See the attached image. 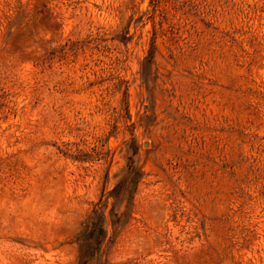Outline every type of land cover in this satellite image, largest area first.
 <instances>
[{
    "label": "rangeland",
    "instance_id": "rangeland-1",
    "mask_svg": "<svg viewBox=\"0 0 264 264\" xmlns=\"http://www.w3.org/2000/svg\"><path fill=\"white\" fill-rule=\"evenodd\" d=\"M0 264H264V0H0Z\"/></svg>",
    "mask_w": 264,
    "mask_h": 264
},
{
    "label": "trees",
    "instance_id": "trees-1",
    "mask_svg": "<svg viewBox=\"0 0 264 264\" xmlns=\"http://www.w3.org/2000/svg\"><path fill=\"white\" fill-rule=\"evenodd\" d=\"M85 233L88 235L95 234L101 237L105 235L104 218L101 211L98 210L93 212L92 217H90L87 225L85 226Z\"/></svg>",
    "mask_w": 264,
    "mask_h": 264
}]
</instances>
